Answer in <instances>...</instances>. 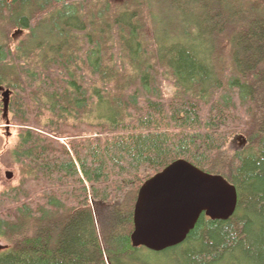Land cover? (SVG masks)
I'll return each instance as SVG.
<instances>
[{
  "label": "trees",
  "instance_id": "trees-1",
  "mask_svg": "<svg viewBox=\"0 0 264 264\" xmlns=\"http://www.w3.org/2000/svg\"><path fill=\"white\" fill-rule=\"evenodd\" d=\"M1 120L0 264H264V0H0ZM179 158L234 213L134 246L140 186Z\"/></svg>",
  "mask_w": 264,
  "mask_h": 264
},
{
  "label": "water",
  "instance_id": "water-1",
  "mask_svg": "<svg viewBox=\"0 0 264 264\" xmlns=\"http://www.w3.org/2000/svg\"><path fill=\"white\" fill-rule=\"evenodd\" d=\"M8 99V90H3V117ZM5 174L12 176L9 171ZM236 205V189L223 176L176 159L140 186L133 208V245L152 251L175 246L184 241L202 213L225 220Z\"/></svg>",
  "mask_w": 264,
  "mask_h": 264
},
{
  "label": "rangeland",
  "instance_id": "rangeland-1",
  "mask_svg": "<svg viewBox=\"0 0 264 264\" xmlns=\"http://www.w3.org/2000/svg\"><path fill=\"white\" fill-rule=\"evenodd\" d=\"M12 126L4 120L0 122V189L9 183H13L17 172L16 167L12 162L9 146L13 141L14 130ZM235 144V143H234ZM234 146V145H233ZM12 173L11 177L6 176V172Z\"/></svg>",
  "mask_w": 264,
  "mask_h": 264
},
{
  "label": "bare ground",
  "instance_id": "bare-ground-1",
  "mask_svg": "<svg viewBox=\"0 0 264 264\" xmlns=\"http://www.w3.org/2000/svg\"><path fill=\"white\" fill-rule=\"evenodd\" d=\"M3 92V91H2ZM2 92H1V98H2ZM2 245V244H1Z\"/></svg>",
  "mask_w": 264,
  "mask_h": 264
}]
</instances>
